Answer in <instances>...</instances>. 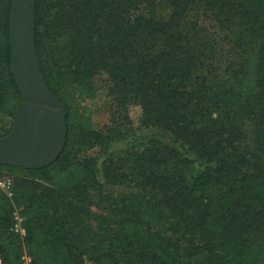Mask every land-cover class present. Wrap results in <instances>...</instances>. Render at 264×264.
I'll use <instances>...</instances> for the list:
<instances>
[{
    "label": "trees",
    "instance_id": "16d2710c",
    "mask_svg": "<svg viewBox=\"0 0 264 264\" xmlns=\"http://www.w3.org/2000/svg\"><path fill=\"white\" fill-rule=\"evenodd\" d=\"M156 2L166 19L151 16ZM10 6L0 0V112L13 117ZM199 15L237 46L221 74L205 64L216 41ZM34 24L66 139L47 166L0 164L13 179L12 197L0 192V264H264V0H36ZM101 75L118 116L136 102L156 135L110 150L122 134L96 130L87 103ZM92 197L108 215L99 232L79 229Z\"/></svg>",
    "mask_w": 264,
    "mask_h": 264
},
{
    "label": "water",
    "instance_id": "95a60500",
    "mask_svg": "<svg viewBox=\"0 0 264 264\" xmlns=\"http://www.w3.org/2000/svg\"><path fill=\"white\" fill-rule=\"evenodd\" d=\"M36 0H11L10 70L22 101L9 132L0 137V164L40 168L61 153L66 139L65 109L49 91L35 52Z\"/></svg>",
    "mask_w": 264,
    "mask_h": 264
},
{
    "label": "rangeland",
    "instance_id": "374dc122",
    "mask_svg": "<svg viewBox=\"0 0 264 264\" xmlns=\"http://www.w3.org/2000/svg\"><path fill=\"white\" fill-rule=\"evenodd\" d=\"M170 13V7L164 2H156V5L150 10L152 17L156 19H166ZM196 13L191 19L195 18ZM201 28L215 39L216 43L211 50L212 58H207L205 64H211L215 74H221L226 67H232L239 61L236 44L232 45L231 35L225 36L226 32L220 31L217 25L207 17L199 15ZM202 20V21H201ZM234 34H232L233 36ZM64 46V45H63ZM210 50V49H209ZM97 95L93 101H88V106L92 109V120L96 130L102 132H119L122 139L113 141L110 150H121L136 140H144L151 135H156V131L145 129L140 125L141 108L136 102H129L125 108V116L127 119L118 116V112L113 105L112 98L107 91V80L104 75L96 79ZM121 116H124V112ZM13 124V117L5 112H0V135L10 130ZM247 132L251 130V125L245 126ZM112 130V131H111ZM114 130V131H113ZM87 155L95 157L98 165L105 158V155L97 148L86 151ZM100 181L102 178L99 176ZM100 204V199L92 197L89 203L85 204L83 211L85 217L80 223V230H91V232H99V222L97 217L108 216L107 211ZM198 257H184V262L196 263Z\"/></svg>",
    "mask_w": 264,
    "mask_h": 264
},
{
    "label": "built area",
    "instance_id": "2783aa9c",
    "mask_svg": "<svg viewBox=\"0 0 264 264\" xmlns=\"http://www.w3.org/2000/svg\"><path fill=\"white\" fill-rule=\"evenodd\" d=\"M13 179L12 177L5 171H0V192L7 196L8 198L13 195ZM13 219V227L12 230L15 233H18L21 237L25 234L24 228L22 227V218L15 210L12 214ZM30 258L26 255L22 256V264H29Z\"/></svg>",
    "mask_w": 264,
    "mask_h": 264
}]
</instances>
